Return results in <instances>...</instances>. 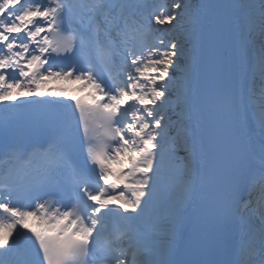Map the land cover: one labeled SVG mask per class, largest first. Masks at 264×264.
I'll list each match as a JSON object with an SVG mask.
<instances>
[{
	"label": "snow or ice",
	"instance_id": "6c2138e0",
	"mask_svg": "<svg viewBox=\"0 0 264 264\" xmlns=\"http://www.w3.org/2000/svg\"><path fill=\"white\" fill-rule=\"evenodd\" d=\"M0 264H264V0H0Z\"/></svg>",
	"mask_w": 264,
	"mask_h": 264
},
{
	"label": "bare ground",
	"instance_id": "6f19581e",
	"mask_svg": "<svg viewBox=\"0 0 264 264\" xmlns=\"http://www.w3.org/2000/svg\"><path fill=\"white\" fill-rule=\"evenodd\" d=\"M228 2V0H226V3ZM74 94H76L77 93V90H75V89H72L71 90Z\"/></svg>",
	"mask_w": 264,
	"mask_h": 264
}]
</instances>
